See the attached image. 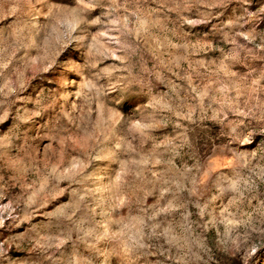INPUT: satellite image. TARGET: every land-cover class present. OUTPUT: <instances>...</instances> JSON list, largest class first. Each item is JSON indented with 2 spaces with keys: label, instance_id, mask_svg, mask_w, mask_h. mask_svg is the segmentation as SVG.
<instances>
[{
  "label": "rangeland",
  "instance_id": "374dc122",
  "mask_svg": "<svg viewBox=\"0 0 264 264\" xmlns=\"http://www.w3.org/2000/svg\"><path fill=\"white\" fill-rule=\"evenodd\" d=\"M0 264H264V0H0Z\"/></svg>",
  "mask_w": 264,
  "mask_h": 264
}]
</instances>
